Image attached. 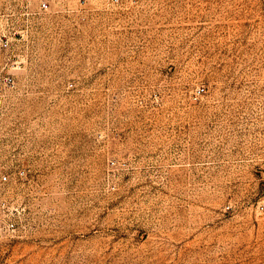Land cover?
<instances>
[{"label":"rangeland","instance_id":"obj_1","mask_svg":"<svg viewBox=\"0 0 264 264\" xmlns=\"http://www.w3.org/2000/svg\"><path fill=\"white\" fill-rule=\"evenodd\" d=\"M0 0V264H264V0Z\"/></svg>","mask_w":264,"mask_h":264},{"label":"built area","instance_id":"obj_2","mask_svg":"<svg viewBox=\"0 0 264 264\" xmlns=\"http://www.w3.org/2000/svg\"><path fill=\"white\" fill-rule=\"evenodd\" d=\"M116 1H118V0H116ZM48 7H49L48 1H46V0L42 1L41 8L42 9H48Z\"/></svg>","mask_w":264,"mask_h":264}]
</instances>
